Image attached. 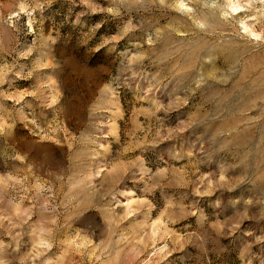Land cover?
I'll return each instance as SVG.
<instances>
[{
  "label": "rangeland",
  "instance_id": "obj_1",
  "mask_svg": "<svg viewBox=\"0 0 264 264\" xmlns=\"http://www.w3.org/2000/svg\"><path fill=\"white\" fill-rule=\"evenodd\" d=\"M0 264H264V0H0Z\"/></svg>",
  "mask_w": 264,
  "mask_h": 264
}]
</instances>
